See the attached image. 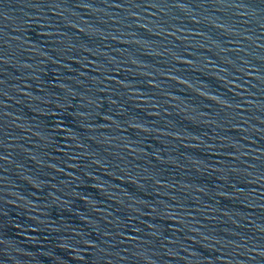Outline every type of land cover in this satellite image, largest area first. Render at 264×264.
<instances>
[{"label": "water", "instance_id": "1", "mask_svg": "<svg viewBox=\"0 0 264 264\" xmlns=\"http://www.w3.org/2000/svg\"><path fill=\"white\" fill-rule=\"evenodd\" d=\"M0 264H264V0H0Z\"/></svg>", "mask_w": 264, "mask_h": 264}]
</instances>
